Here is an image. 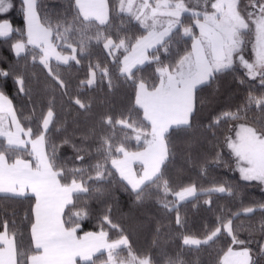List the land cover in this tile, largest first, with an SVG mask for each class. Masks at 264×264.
Here are the masks:
<instances>
[{
    "label": "snow or ice",
    "instance_id": "1",
    "mask_svg": "<svg viewBox=\"0 0 264 264\" xmlns=\"http://www.w3.org/2000/svg\"><path fill=\"white\" fill-rule=\"evenodd\" d=\"M13 7L0 0V17ZM41 8L21 0L23 29L0 18V38H11L17 58L0 61V264H154L121 222H135L149 201L174 214L185 252L223 239L215 264H264V202L245 203L236 186L212 176L224 167L264 186V0H68L55 17ZM37 68L41 87H33ZM228 77L236 98L203 126L227 134L220 151L202 152L199 93L215 84L218 94ZM9 80L29 115L6 93ZM121 88L127 102L117 106ZM253 109L261 116L250 121ZM177 157L195 177L170 175ZM118 192L129 203L115 220ZM201 201L215 221L192 232L181 209ZM17 203L28 205L22 217ZM93 216L96 230L83 231ZM167 264L186 262L178 254Z\"/></svg>",
    "mask_w": 264,
    "mask_h": 264
},
{
    "label": "trees",
    "instance_id": "2",
    "mask_svg": "<svg viewBox=\"0 0 264 264\" xmlns=\"http://www.w3.org/2000/svg\"><path fill=\"white\" fill-rule=\"evenodd\" d=\"M14 7L6 14L5 17L10 19L15 28L23 29L25 28L23 13L21 10V0H12ZM42 5L41 12L44 11L55 17L56 14H63L64 10L68 6V0H40ZM119 23V21H117ZM13 41L11 38L7 42L0 38V61L12 62L15 59V54L10 50V44ZM7 66V64H4ZM152 72V68L145 66L143 72L144 76H149ZM62 74L65 79L69 78V73L62 70ZM242 74V70H241ZM73 75H75V69H73ZM82 75V74H81ZM33 79V87H41L42 82L44 81V72L40 68L36 69V76ZM37 81L41 83H37ZM73 86L76 81H72ZM6 93L13 101V105L17 108L24 109V115L30 114V106L28 101L22 95L16 94V89L12 84V81L9 80L6 87ZM128 91L127 88H121L117 95L113 98V102L120 105L121 102H127V97L125 93ZM96 97V110H99V102L101 100L100 93H92ZM199 96L202 97L205 101V106L197 117V126L198 130L196 134L198 136H204V147L201 151H207L212 153L214 151H220L219 144L223 142V136L227 134L226 128H221L219 130L204 131V127L208 123V120L212 115L215 114L214 110H219L229 99L236 98V84L232 81L231 77L222 79L219 82V93L216 94V85L213 84L212 87H205L200 93ZM214 97V99H213ZM212 100L211 104L207 102ZM249 119H258L261 114L258 110L253 109L249 114ZM213 132L215 136H213ZM63 151L66 154L71 155V149H64ZM225 153L226 149L223 150ZM225 159L229 160V157L225 155ZM231 163V161H230ZM234 167V163L232 164ZM180 169H183L182 172H179ZM179 172V174H178ZM170 175L176 180L183 178L185 181L189 176L195 177L196 170L192 168L184 159L177 157L174 165L170 166ZM212 176L216 179H226L241 193V198L245 203H250L252 201H261L264 202V186L259 185L258 182H248L240 179V174L238 171H230L227 168L221 167L212 170ZM207 186V185H206ZM117 195L120 197L121 207L119 210L114 209L113 218L115 220H120L121 213L127 212L126 204L129 203V197L123 192H118ZM231 200V197L225 199H220L218 202H214L213 207L216 203L220 205H225ZM92 207L99 210V205L97 202H91ZM19 215L22 217L25 209L28 207L27 203H17L14 205ZM231 206V205H229ZM9 208L12 205H8ZM207 205H204L201 201L200 205L196 208H193L190 204L185 208L181 209V214L186 215L188 219V228L192 232H201L203 231L206 225H212L215 221V215L212 211H208ZM259 212L256 214V221L259 220ZM125 227L132 229V234L130 237L133 248L136 249L139 253L147 254L153 258L154 264H167L169 258H175L178 254L186 262V264H215L216 253L225 247V242L223 239L217 241L213 248H207L201 251H191L185 252L182 248V241L175 234V223H174V214L170 217L166 216L162 210L154 203V201H149L145 209L137 213V220L135 222L130 220L121 221ZM96 217L93 216L89 220H86L82 223L83 231L96 230ZM157 227L160 228L159 233H157ZM242 239H247V232L242 231L240 233ZM253 248H256V245H252ZM126 254V253H125Z\"/></svg>",
    "mask_w": 264,
    "mask_h": 264
}]
</instances>
